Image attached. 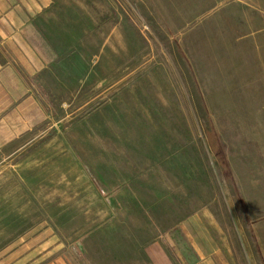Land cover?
<instances>
[{
    "label": "rangeland",
    "instance_id": "obj_1",
    "mask_svg": "<svg viewBox=\"0 0 264 264\" xmlns=\"http://www.w3.org/2000/svg\"><path fill=\"white\" fill-rule=\"evenodd\" d=\"M53 17L38 107L0 121V264H89L119 229L196 213L224 263L264 264V0H58Z\"/></svg>",
    "mask_w": 264,
    "mask_h": 264
},
{
    "label": "crops",
    "instance_id": "obj_2",
    "mask_svg": "<svg viewBox=\"0 0 264 264\" xmlns=\"http://www.w3.org/2000/svg\"><path fill=\"white\" fill-rule=\"evenodd\" d=\"M57 1L0 0V121L13 125V131L17 130V124H22L23 116H31L33 105L38 107V93L40 86L44 85L39 83V77L53 72L49 62L39 64L37 53L41 45L40 40L54 39L53 14ZM262 109L264 110V105ZM8 131L12 132L10 128ZM151 184L158 188L165 186H162L159 180L152 181ZM132 214L133 219L137 221H149L144 213ZM199 218V213L191 217L189 230L178 226L182 222L180 219L169 226L164 224L160 229H151V226L144 223L138 224V227L135 224L136 227L126 230L119 229L120 239L115 251L108 252L105 245L96 244L95 248L88 246V252L94 253L95 258L94 262L89 264H107L108 262L101 260L107 259L108 253L116 260L113 261L110 256L112 264H119L120 259L126 261L123 264H226L219 255L222 252L221 247L215 240L210 243L212 235H208L207 245L198 241ZM193 219L197 223H194ZM208 220L206 229L210 230L213 224L211 219ZM124 231L127 234H124ZM152 235L155 238L151 240ZM17 264L86 263L64 256L62 260H30Z\"/></svg>",
    "mask_w": 264,
    "mask_h": 264
},
{
    "label": "trees",
    "instance_id": "obj_3",
    "mask_svg": "<svg viewBox=\"0 0 264 264\" xmlns=\"http://www.w3.org/2000/svg\"><path fill=\"white\" fill-rule=\"evenodd\" d=\"M40 89L43 90L45 92V88L43 86H40ZM93 179L95 182H97V184H101V178L97 175L93 176Z\"/></svg>",
    "mask_w": 264,
    "mask_h": 264
}]
</instances>
